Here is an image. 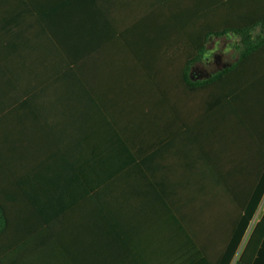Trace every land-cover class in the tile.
<instances>
[{
    "label": "crops",
    "instance_id": "crops-1",
    "mask_svg": "<svg viewBox=\"0 0 264 264\" xmlns=\"http://www.w3.org/2000/svg\"><path fill=\"white\" fill-rule=\"evenodd\" d=\"M235 1L264 18V0ZM85 3L0 0V229L5 211L19 239L47 230L38 240L72 247L28 258L35 264L198 261L190 238L222 243L240 220L233 199L245 196L244 186L216 192L214 165L260 159L226 113L222 85L208 83L238 61L211 74L191 63L195 87L167 99L132 48L70 45L83 36L77 23L102 20ZM258 197L253 227L264 217ZM252 264H264V230Z\"/></svg>",
    "mask_w": 264,
    "mask_h": 264
},
{
    "label": "trees",
    "instance_id": "trees-1",
    "mask_svg": "<svg viewBox=\"0 0 264 264\" xmlns=\"http://www.w3.org/2000/svg\"><path fill=\"white\" fill-rule=\"evenodd\" d=\"M85 1L84 7L89 8L87 12L100 15L102 20L77 23L83 36L71 38L70 45L105 47L115 41L132 48L155 88L167 99H172L179 89L186 93L190 86L195 87L189 80V66L203 58L209 36H224L229 32L242 36L243 50L238 62L216 74L208 83L216 87L219 83L222 85L226 113H235L238 124L250 140V147L254 145L255 154L260 155V159L254 166L214 165L212 176L216 192L227 188L237 190L238 186L241 191L245 187L244 198L233 199L240 220L235 221V228L223 232V242L214 246L200 245L198 235L190 238L189 248L196 251L200 259L184 263L233 264L252 225L259 205L258 194L264 198V37L254 40L250 34L256 26L264 27V18L252 19L248 12L239 13L244 9L238 7L235 0ZM243 174L244 183L237 182V177ZM3 214L7 224L0 229L1 264L40 263L37 260L32 263L28 258L52 255L53 250L58 254H72V247L60 243L53 247L45 243V238L38 240L37 236L41 239L45 234V237L49 235L47 230L31 231L27 235L21 231L19 239L7 228L8 215L5 211ZM263 230L264 217L252 228L236 264H252L256 240ZM23 238L24 241L31 238L33 243L22 242ZM63 261L60 264H78L75 260Z\"/></svg>",
    "mask_w": 264,
    "mask_h": 264
},
{
    "label": "rangeland",
    "instance_id": "rangeland-1",
    "mask_svg": "<svg viewBox=\"0 0 264 264\" xmlns=\"http://www.w3.org/2000/svg\"><path fill=\"white\" fill-rule=\"evenodd\" d=\"M261 29L258 28L254 31H251L252 38L259 39L262 38ZM205 54L203 58L199 61L204 63L200 65V72L205 71L204 74L216 73L217 71L231 66L236 63L243 50L242 36L240 34L229 33L222 37H213L208 40L207 47L205 49ZM203 65V66H202ZM253 228V225L250 227L247 232V236L239 249L236 257L234 258L233 264H236L238 258L242 253V250L248 240L249 234Z\"/></svg>",
    "mask_w": 264,
    "mask_h": 264
}]
</instances>
